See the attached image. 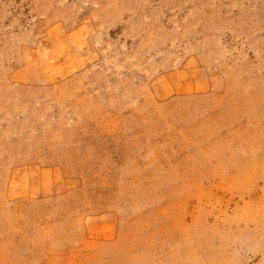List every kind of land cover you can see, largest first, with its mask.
<instances>
[{"label":"rangeland","instance_id":"1","mask_svg":"<svg viewBox=\"0 0 264 264\" xmlns=\"http://www.w3.org/2000/svg\"><path fill=\"white\" fill-rule=\"evenodd\" d=\"M0 264H264V0H0Z\"/></svg>","mask_w":264,"mask_h":264},{"label":"crops","instance_id":"2","mask_svg":"<svg viewBox=\"0 0 264 264\" xmlns=\"http://www.w3.org/2000/svg\"><path fill=\"white\" fill-rule=\"evenodd\" d=\"M254 143H255V139H254V136H253L252 137V145H251V155L248 156V158L250 157V158L254 159V158L258 157V153L255 151ZM242 157H243V155H242ZM229 172H231V170Z\"/></svg>","mask_w":264,"mask_h":264}]
</instances>
